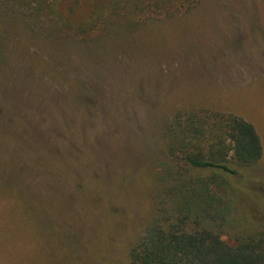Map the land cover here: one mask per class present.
<instances>
[{"label": "rangeland", "instance_id": "1", "mask_svg": "<svg viewBox=\"0 0 264 264\" xmlns=\"http://www.w3.org/2000/svg\"><path fill=\"white\" fill-rule=\"evenodd\" d=\"M252 122L223 238L264 229V0H0V264H129L181 108Z\"/></svg>", "mask_w": 264, "mask_h": 264}, {"label": "trees", "instance_id": "2", "mask_svg": "<svg viewBox=\"0 0 264 264\" xmlns=\"http://www.w3.org/2000/svg\"><path fill=\"white\" fill-rule=\"evenodd\" d=\"M26 1V0H12ZM158 165L156 213L130 250L129 264H264V229L223 238L222 198L241 168L263 154L254 124L209 108L176 111Z\"/></svg>", "mask_w": 264, "mask_h": 264}]
</instances>
